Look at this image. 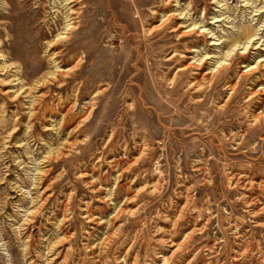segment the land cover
I'll use <instances>...</instances> for the list:
<instances>
[{
	"label": "rangeland",
	"instance_id": "obj_1",
	"mask_svg": "<svg viewBox=\"0 0 264 264\" xmlns=\"http://www.w3.org/2000/svg\"><path fill=\"white\" fill-rule=\"evenodd\" d=\"M74 1L0 0V264H264V0Z\"/></svg>",
	"mask_w": 264,
	"mask_h": 264
},
{
	"label": "bare ground",
	"instance_id": "obj_2",
	"mask_svg": "<svg viewBox=\"0 0 264 264\" xmlns=\"http://www.w3.org/2000/svg\"><path fill=\"white\" fill-rule=\"evenodd\" d=\"M66 1H69V0H66ZM77 0H75L74 2H76ZM167 3V2H166ZM165 4V3H164ZM79 11V10H78ZM76 13H77V11H76ZM74 20H75V18H74ZM170 21V20H169ZM169 23V22H168ZM163 25V24H162ZM165 25V24H164ZM69 25H67V27H68ZM77 28V26H72L71 27V29H70V31H69V33H67V36H65L64 38H63V40H65V39H67L68 37H69V35H70V33L73 31V30H75ZM162 28V27H161ZM175 28V27H174ZM176 29H178V28H176ZM175 30V29H174ZM148 32H150V31H148ZM187 32H189V31H187ZM184 33V32H183ZM183 33H181V34H183ZM186 33V32H185ZM183 36H184V34H183ZM253 37H255V34L254 35H251V37L249 38L250 40L253 38ZM26 42H28V40H27V38L26 39H24V43H26ZM238 43H240V42H238ZM241 44V43H240ZM246 50H247V48H246ZM234 51V50H233ZM177 51H175V54H177L176 53ZM189 52H193L192 50L190 51L189 50ZM174 55V54H173ZM227 57H230V55H231V52L230 53H227V54H225ZM174 57V56H173ZM185 57V56H184ZM171 59V58H170ZM169 59V60H170ZM232 61L233 60H231L230 61V63L227 65V66H222V67H220V68H218L217 69V71H211L210 73H204V71L206 70L205 69V62H200V63H198L197 65H196V63L195 64H193V65H195V67L194 68H196V69H193V70H191L190 71V77L189 78H191V81H189L188 82V84H187V88L189 89V90H196L195 92H201V91H203L204 90V86H206V85H211L213 82H216L217 80H219V79H221L222 77H223V79H225L226 77H224L225 75H227L228 74V72H229V70H230V66H231V64H232ZM258 65V64H257ZM259 65H261V64H259ZM77 67V66H76ZM189 65H183V67L179 70V72H185V71H187V70H189ZM75 67H73L72 69H69L70 71H73V69H74ZM170 85L171 86H173V87H175V86H177L178 85V83L176 84V81L174 80V79H172V80H170ZM190 102H191V105H192V110H193V113H195L196 112V108L197 107H199L201 104H198L193 98H191V100H190ZM201 102V101H200ZM130 108H131V105H130ZM194 115V114H193ZM261 119H264V112L263 113H261L260 115H258L256 118H255V120H256V122H258L259 123V121L261 120ZM254 125V124H253Z\"/></svg>",
	"mask_w": 264,
	"mask_h": 264
}]
</instances>
